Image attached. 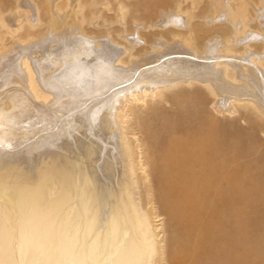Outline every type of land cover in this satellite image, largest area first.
Returning a JSON list of instances; mask_svg holds the SVG:
<instances>
[{
  "label": "bare ground",
  "instance_id": "6f19581e",
  "mask_svg": "<svg viewBox=\"0 0 264 264\" xmlns=\"http://www.w3.org/2000/svg\"><path fill=\"white\" fill-rule=\"evenodd\" d=\"M0 264H264V0H0Z\"/></svg>",
  "mask_w": 264,
  "mask_h": 264
},
{
  "label": "rangeland",
  "instance_id": "374dc122",
  "mask_svg": "<svg viewBox=\"0 0 264 264\" xmlns=\"http://www.w3.org/2000/svg\"><path fill=\"white\" fill-rule=\"evenodd\" d=\"M105 16H106V18L107 19H109V18H111V16H110V14H105ZM62 51H65V49H61L60 51H59V54L62 52ZM102 57V56H101ZM101 57H98L96 60L98 61V62H104V60L101 58ZM44 62V61H43ZM87 62H89V61H87ZM92 62H94V59H91L90 60V63H92ZM45 63V62H44ZM151 119H156V117L155 116H151ZM242 127H246V126H243L242 125ZM251 216V215H250ZM253 216H256V215H253ZM161 221L160 222H158V224H160V223H162V221H164L163 220V217L161 216V218H159Z\"/></svg>",
  "mask_w": 264,
  "mask_h": 264
}]
</instances>
